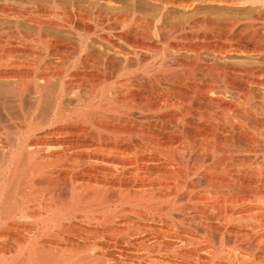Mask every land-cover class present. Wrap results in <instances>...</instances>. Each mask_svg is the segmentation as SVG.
<instances>
[{
    "label": "bare ground",
    "instance_id": "obj_1",
    "mask_svg": "<svg viewBox=\"0 0 264 264\" xmlns=\"http://www.w3.org/2000/svg\"><path fill=\"white\" fill-rule=\"evenodd\" d=\"M19 1L0 2V114L23 119L0 131V264H264V66L226 60H264V28L193 12L264 0Z\"/></svg>",
    "mask_w": 264,
    "mask_h": 264
},
{
    "label": "rangeland",
    "instance_id": "obj_2",
    "mask_svg": "<svg viewBox=\"0 0 264 264\" xmlns=\"http://www.w3.org/2000/svg\"><path fill=\"white\" fill-rule=\"evenodd\" d=\"M3 1V4H12V1H13V5L15 4V5H17L18 6V4H19V7L21 6V7H24L25 8V6H26V9H33V6L34 5H32V4H24V3H22L21 1H19V2H17V0L15 1V0H7V1H5V0H0V2H2ZM4 1H5V3H4ZM15 2V3H14ZM22 4H21V3ZM63 4H67V5H65L66 7H70V3H64V2H62ZM76 3V5H78L77 3L78 2H75ZM80 3V2H79ZM60 4H61V2H60ZM63 4H61L62 5V7L64 6ZM22 5H24V6H22ZM60 5V6H61ZM75 5V4H74ZM197 5H199V3H197L196 4V8L198 7ZM204 5V6H203ZM32 6V7H31ZM64 6V8H66ZM203 6V7H202ZM210 6V7H209ZM209 6H208V4H206V6H205V4H200L199 5V8H202V9H200L199 11H198V8H197V10H196V8H193V9H195V10H193V12L195 13L194 15H197V16H199V15H201V16H205V17H210L212 20H214V21H216L217 23H219V24H224V25H236V27L239 29V28H244V26H246V25H257V26H259V27H262V28H264V8H260V6H254V7H251V6H247V7H244V8H241L240 7V10H238V7H237V11L236 10H234V9H231V8H222V9H220V8H217V7H215V6H211L210 4H209ZM72 7V6H71ZM70 7V8H71ZM205 7V8H204ZM214 7V8H213ZM257 7V8H256ZM70 8H68V9H70ZM210 8V9H209ZM216 8V9H215ZM235 8V7H234ZM214 9V10H213ZM218 9V10H217ZM231 9V10H230ZM259 9V10H258ZM202 10V11H201ZM225 10V11H224ZM233 10V11H232ZM248 10V11H247ZM254 10V11H253ZM211 11V12H210ZM245 11V12H244ZM192 12V13H193ZM196 12H197V14H196ZM192 13H190V14H192ZM180 14V15H179ZM179 14H176L175 16H172V18L173 17H175L174 19H182L183 18V14L182 13H179ZM182 14V15H181ZM199 14V15H198ZM220 14V15H219ZM193 15V14H192ZM233 20V21H232ZM240 20V21H239ZM232 21V22H231ZM235 21V22H234ZM91 25H93V26H91ZM91 25H89V27L87 26V28H89V29H87L86 27L84 28V33H85V35H88V33L89 34H91V35H89L90 37L88 38L87 36H86V38H87V40H91V42H95V41H97V39H98V36L102 33V35H104V32L101 30H99L100 28L98 27H95V26H97L96 24H91ZM95 25V26H94ZM261 25V26H260ZM10 26V25H9ZM23 27V28H22ZM92 27V28H91ZM22 28V29H21ZM21 28H19L20 30H21V32L22 31H24V32H22V34H28L29 33V37L32 35V36H35V30H33V28L32 29H29V27H26V26H21ZM85 29H87L89 32H87V30L85 31ZM102 29V28H101ZM35 31V32H34ZM28 32V33H27ZM99 33V34H98ZM7 35V36H6ZM4 34L3 36L5 37V38H9V41H8V43L9 44H16L17 43V41H16V39H14L13 40V38L12 37H9L8 36V34ZM69 35V39L70 40H72L71 42L74 44V43H77V41L79 40V38H78V36L77 35H75V38H74V35L73 34H67V36ZM96 35H98V36H96ZM72 36V37H71ZM77 36V37H76ZM91 38V39H90ZM95 38V39H94ZM12 41V42H11ZM74 41V42H73ZM79 42V41H78ZM172 42H173V40H172ZM30 43V42H29ZM26 44H27V41H26ZM28 45H31V43L30 44H28ZM78 45V47H79V43H77V44H75L74 46L76 47ZM6 46H4V49L2 50V49H0L1 51H0V56L1 55H4L5 54V52L7 51V50H9V48L10 47H8L7 46V48H5ZM21 50L23 49V47H21L20 48ZM5 50V51H4ZM4 51V52H3ZM35 57V56H34ZM30 57V58H26L25 60H27V61H29V62H31V63H33V66H35L36 67V71L39 73L40 72V70H41V62L39 61V59L37 58V57ZM232 57V58H231ZM237 57V58H236ZM65 59V60H64ZM25 60H23V61H25ZM56 60V61H55ZM55 60H53L54 61V66L56 67V68H52V70H50L52 73H76V69L74 70H69V64L67 65V59L66 58H62V59H60V58H58V60L57 59H55ZM227 60V62H229V63H231V64H234V65H236V66H239V67H241L242 69H243V67H244V69L243 70H249V71H251V69H255V68H258V67H263L264 66V60H260V62L258 61V60H249V59H247V58H245V57H241V56H230L229 58H227L226 59ZM231 60V61H230ZM251 61V62H250ZM262 63H263V66H262ZM40 64V65H39ZM238 64V65H237ZM252 66L254 67L255 66V68H252ZM257 66V67H256ZM68 68V69H67ZM67 69V70H66ZM50 73V72H49ZM143 73H137V72H135V73H128V75L126 76V73L124 74V73H121V77L119 76L120 74L119 73H117V74H114L113 75V77H111V80L109 81V80H106V84H105V82L100 86V88H98V89H100V90H104V91H102V93L103 92H105V90L107 89V90H111V89H114V88H116L119 84H121L123 81H125V79L124 78H126V79H129V78H127V77H129V76H131L132 77V75L135 77V75H136V77H137V75L138 76H141ZM119 76V77H118ZM125 76V77H124ZM99 77H101V79L99 78ZM103 76H99L98 75V77L96 76L95 77V80L96 81H98L97 83H99V81H105L104 79H106L105 77H103ZM114 77H115V79H114ZM114 81H113V80ZM116 80V81H115ZM67 81H69V79L67 80ZM108 81V82H107ZM112 81V82H111ZM1 82V81H0ZM24 82V81H23ZM23 82H20L21 84H23ZM113 82L115 83V85L116 86H113ZM119 84H118V83ZM121 82V83H120ZM20 83H17L18 85L20 84ZM25 83H28V81L27 82H24V84ZM101 83V82H100ZM108 83V84H107ZM1 84H3V83H1ZM16 84V83H15ZM20 85L21 87H23V86H25V85ZM25 88V87H24ZM106 90V91H107ZM101 92V91H100ZM12 110V111H11ZM10 110V112H9V114H6V113H4L3 114V112L1 113V114H3L1 117H0V123H2V124H0V131L3 129V130H5V131H14L19 125L20 126H23V122H22V120L23 119H21L22 118V115L20 114L21 112L18 110H14L13 108ZM17 111V112H16ZM18 113V114H17ZM0 114V115H1ZM9 117H8V116ZM40 118V117H39ZM38 117L37 118H34L35 119V122H37V123H35V124H37V126L39 125V128H40V124L42 123V119H39ZM19 119V120H18ZM21 119V120H20ZM39 121H38V120ZM37 120V121H36ZM22 122V123H21ZM19 126V127H20ZM3 127H5V128H3ZM8 129V130H7ZM2 130V131H3ZM43 132L45 131L44 129H41ZM41 130H40V132H41ZM2 131H1V133H2ZM39 132V130H38V132H37V134H41V133H43V132H41L40 133ZM106 133L108 134V135H106ZM101 136H109L110 134L108 133V132H105V131H102L101 133ZM1 136H2V134H1ZM0 136V148L2 147V146H4V145H6L3 141H5V140H3L2 139V137ZM4 138V137H3ZM263 141H264V138L262 139ZM3 142V143H2ZM4 144V145H3ZM240 246V245H239Z\"/></svg>",
    "mask_w": 264,
    "mask_h": 264
}]
</instances>
